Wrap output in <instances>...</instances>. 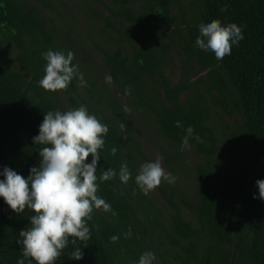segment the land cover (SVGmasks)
<instances>
[{"label": "trees", "instance_id": "obj_1", "mask_svg": "<svg viewBox=\"0 0 264 264\" xmlns=\"http://www.w3.org/2000/svg\"><path fill=\"white\" fill-rule=\"evenodd\" d=\"M30 2L0 0V180L5 167L24 178L39 167L43 146L33 144V137L48 111H67L60 90L39 85L44 54L72 51V64L86 75L90 60L83 49L89 42L99 50L110 84L166 144L163 158L171 173L188 174L196 187L188 197L164 181L156 189L164 205L145 195L134 168L137 157L148 161L131 136L117 129L126 111L109 93L102 97L87 86L89 103L77 97L78 107L86 106L109 129L97 164V195L117 215L94 209L88 246L73 245L70 237L55 264H138L145 252L155 254L153 264H264V201L254 198L256 181L264 180V0H81L82 29H74L76 22L48 27L47 11L54 14V6ZM214 19L236 23L244 35L223 60L195 44L198 26ZM4 45L15 51L17 66L8 61ZM170 70L179 72L176 83ZM80 86L74 79L61 91L78 94ZM219 113L234 121L223 140L213 124L215 118L222 122ZM189 126L193 136L181 150ZM125 163L131 178L122 183L118 172ZM109 168L117 176L100 181ZM34 214L30 209L17 214L0 197V264L24 259L19 232L31 227ZM113 235L119 237L115 243ZM76 247L83 251L80 260L71 259Z\"/></svg>", "mask_w": 264, "mask_h": 264}, {"label": "clouds", "instance_id": "obj_2", "mask_svg": "<svg viewBox=\"0 0 264 264\" xmlns=\"http://www.w3.org/2000/svg\"><path fill=\"white\" fill-rule=\"evenodd\" d=\"M198 27L200 35L196 38V46L205 52H213L217 60L230 55L232 46L244 39L242 27L236 23L222 25L219 19H214ZM44 59L47 61L45 75L39 81L44 90H67L74 79H78L82 87L87 85L78 66L72 64V51L65 55L62 51L48 50ZM105 82H112L110 75L105 77ZM176 126L182 127L181 122L177 121ZM121 128H124L123 124ZM108 130L107 125L89 114L83 105L65 112L48 111L39 126V134L33 137V144L43 146L39 150V167H32L27 178L8 167L3 169L5 178L0 180V197L17 214L25 209L35 213L30 217L31 227L19 232L22 240L17 243L22 245L24 259H19L17 264H25L29 258V264L31 260L36 264H55L68 246L70 237L73 245L80 241L84 242V248L88 246L87 241L91 239L88 222L92 220L94 209L117 215L111 205L97 195V164L105 144L103 137ZM193 132L189 126L181 150L189 146L188 138L193 136ZM194 138L200 139L199 136ZM116 151L112 148L111 154L115 155ZM90 155L91 163H86ZM161 159L157 156L155 162L142 164L135 177L136 184L145 195L159 187L162 181L174 183L176 180L164 170ZM118 175L122 183L130 180L131 173L126 163L120 166ZM115 176L117 171L109 168L103 171L99 180L108 181ZM256 185L259 196L254 195V198L264 201V180H257ZM118 240L116 235L111 237L113 243ZM82 258L83 251L76 247L71 259ZM155 260L154 253L145 252L138 264H153Z\"/></svg>", "mask_w": 264, "mask_h": 264}, {"label": "rangeland", "instance_id": "obj_3", "mask_svg": "<svg viewBox=\"0 0 264 264\" xmlns=\"http://www.w3.org/2000/svg\"><path fill=\"white\" fill-rule=\"evenodd\" d=\"M47 1L50 2L55 8L54 14L47 11L49 13V20H47L48 27H55L59 29L61 26L64 27L65 25L72 26L73 23L76 22L74 29L83 28L84 21L81 16L83 6L81 5V0ZM29 5H34L33 0L29 3ZM56 15H59L60 18ZM84 32L87 33V28L85 29V31H83V33ZM3 48L8 61L12 64V66H17L18 61L15 51L7 45H4ZM83 51L89 55L88 58L90 60V63L86 62L85 64L84 69L86 75H83L85 81L87 82V85L83 87L80 86L78 94H74L70 91L66 93L60 90L58 91L57 95L58 99L64 103L65 108L68 111L71 109L78 108L80 102L77 97H80L81 100L84 98L88 102L87 98L85 97V89L87 88V86L93 87V89L96 92L100 93L102 97H104L106 93H109L113 97L114 101L120 106V109L123 108L128 116L123 121L117 120V129L120 131H124L131 136V138L140 147L141 153L144 155L148 162H155L157 156L162 157V167L166 172L171 173L169 167L166 165L165 160L163 158V150H167V146L164 141L161 139L160 136H158V134L152 129V127H150L147 122L137 117L135 113L130 110L128 104L121 97L119 90L114 85L105 82L106 75L102 70V62L98 55L99 50H97V48H95L91 43L88 42ZM166 73L172 83H176L178 81V70H170ZM101 103H105V100H101ZM218 116L221 118L222 122H220L219 118H215V122L213 124L215 125V132L217 134V137L223 140V134L227 137L229 136L230 131L234 127V121L230 120L226 115L222 113H219ZM121 124L124 125L123 129L121 128ZM227 126L229 127V129L226 128ZM187 157L193 162H196L197 160L195 157H192L188 154ZM142 164H144V161L140 160V158L137 157L135 159L134 168L135 177L139 173V169ZM171 174L176 177V180L174 183H168L167 181H165L169 186H171L172 188L175 187L178 191H180V193H184L188 197L194 195L196 187L188 174L185 173L181 175L179 171L173 172ZM165 182L162 181L161 184L163 185ZM156 189L150 191L147 196L151 199H155L157 201V204L164 205L163 201L158 197ZM140 203L143 204L141 201Z\"/></svg>", "mask_w": 264, "mask_h": 264}]
</instances>
